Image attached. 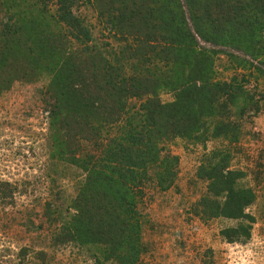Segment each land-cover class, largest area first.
Returning a JSON list of instances; mask_svg holds the SVG:
<instances>
[{"label":"trees","instance_id":"16d2710c","mask_svg":"<svg viewBox=\"0 0 264 264\" xmlns=\"http://www.w3.org/2000/svg\"><path fill=\"white\" fill-rule=\"evenodd\" d=\"M218 55L241 76L217 79ZM244 72L264 78V0H0V94L46 76V105L64 144L56 157L82 171L73 213L65 222L54 211L57 244L96 247L117 264H142L137 198L150 186L175 187L171 141L212 129L240 143L233 119L246 117L251 103L260 110ZM163 91L173 100L164 102ZM226 166L205 174L210 197L201 216L248 223L222 232L229 243L246 242L255 194ZM16 192L0 182L2 200Z\"/></svg>","mask_w":264,"mask_h":264},{"label":"rangeland","instance_id":"374dc122","mask_svg":"<svg viewBox=\"0 0 264 264\" xmlns=\"http://www.w3.org/2000/svg\"><path fill=\"white\" fill-rule=\"evenodd\" d=\"M82 12L97 32L103 31L93 8ZM215 73L227 80L243 72L218 55ZM244 75L249 97L260 110L256 113L251 103L246 117L233 119L241 127L240 143L231 135L215 138L212 129L197 140L171 141L168 149L179 159L175 187L162 192L150 186L137 198L147 250L142 264H264V78ZM48 84L43 76L33 83L17 82L0 94V182L17 189L14 199L0 198V264H117L105 260L99 248L57 244L60 218L54 211L60 208L66 222L83 176L56 157L64 144L56 138L51 105H46ZM161 96L164 102L173 100L171 92ZM223 166L241 173L238 186L255 194L246 210L255 218L246 242L229 243L222 232L248 223L201 216L199 204L210 197L205 174Z\"/></svg>","mask_w":264,"mask_h":264}]
</instances>
